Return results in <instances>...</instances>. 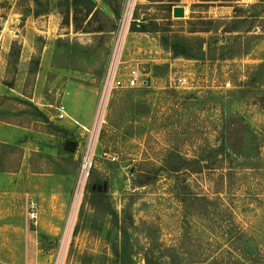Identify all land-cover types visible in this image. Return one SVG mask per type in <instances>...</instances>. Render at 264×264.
<instances>
[{
	"label": "rangeland",
	"instance_id": "rangeland-1",
	"mask_svg": "<svg viewBox=\"0 0 264 264\" xmlns=\"http://www.w3.org/2000/svg\"><path fill=\"white\" fill-rule=\"evenodd\" d=\"M135 2L117 32L128 0H0V117L26 132L0 150L22 166L0 172V264H264V0ZM199 20L221 21L198 34L216 50L174 58Z\"/></svg>",
	"mask_w": 264,
	"mask_h": 264
},
{
	"label": "built area",
	"instance_id": "built-area-1",
	"mask_svg": "<svg viewBox=\"0 0 264 264\" xmlns=\"http://www.w3.org/2000/svg\"><path fill=\"white\" fill-rule=\"evenodd\" d=\"M135 0H128V5L123 8V17L119 21V25H117L116 31H122L128 23V18L132 13L133 6L135 5ZM117 71L116 69L110 70L107 79H106V91L110 92L112 89L121 85V81L116 79ZM126 80L124 82V86L126 88H137L147 85V81L145 80L144 73L138 68H132L127 72ZM146 82V85H143ZM229 83L225 84V87H229ZM104 104L105 97L101 96L98 104V110L96 112V117L94 122L89 127H82V130L87 133V136L94 138L99 128L105 123L104 119ZM56 119L57 120H65L68 118L67 112L63 106H59L56 108ZM77 147V146H76ZM93 143L90 141L86 143L82 149L80 154V166L78 170V185L79 188L84 184L86 176L88 174V169L90 166V160L92 155ZM114 160V158H113ZM27 217L30 220H35L37 215L34 211V207H31L29 212L27 213Z\"/></svg>",
	"mask_w": 264,
	"mask_h": 264
},
{
	"label": "trees",
	"instance_id": "trees-1",
	"mask_svg": "<svg viewBox=\"0 0 264 264\" xmlns=\"http://www.w3.org/2000/svg\"><path fill=\"white\" fill-rule=\"evenodd\" d=\"M234 19H239L238 15V10L236 8H234V15H233ZM235 20V21H236ZM220 20H199L197 22L198 25H200L201 29L200 30H193L190 31L189 33L192 34V36L188 37V38H183V40L185 41V45H178V44H174L172 49H171V53L173 55L174 58H182V59H186V60H197V59H203L206 58L208 56V54H211L212 51L216 50L213 46V43H211V39H207L204 38L202 36H199L198 34H214L217 33V31L220 29L221 25L220 24ZM208 26V27H207ZM203 27V28H202ZM138 32H143L142 30H137ZM194 35V36H193ZM223 49V48H222ZM219 49V50H222ZM223 57H225V54H222L221 59H223ZM0 122L5 123V124H10V125H15V126H20V125H16L8 120H6L3 117H0ZM57 132H59L60 130H58L57 128H55ZM20 150L18 148H15V146H10L7 144H2L0 143V150ZM222 150V149H221ZM21 153V151H19ZM220 154L224 155L225 158H222L221 160V164L225 163L228 159L229 156L228 154H225L224 152H221ZM9 161H11V159H9L7 157V155H2L0 154V172H13L17 169V167L19 168L21 165V156L19 155V158L17 160L18 162V166H16L15 170L11 169V168H6L5 165H7V163H10ZM244 165H248L249 167L251 166V164H244ZM145 261L147 262L146 258ZM215 260H207L204 261L202 264H215Z\"/></svg>",
	"mask_w": 264,
	"mask_h": 264
},
{
	"label": "crops",
	"instance_id": "crops-1",
	"mask_svg": "<svg viewBox=\"0 0 264 264\" xmlns=\"http://www.w3.org/2000/svg\"><path fill=\"white\" fill-rule=\"evenodd\" d=\"M6 126L4 127H0V142L4 143V144H16L17 142H19V140H21V138H23L25 136V131L23 128L20 127H16L14 125H10V124H4ZM7 127V128H6ZM23 129V130H22ZM24 131V132H23ZM20 167H22L20 165ZM15 171L13 172H3V173H11L12 175ZM63 221V217H62V213L59 215L58 217L55 216V213H53L52 217L49 218V226L50 228L43 230L42 234L45 236H56L59 230V226ZM44 228V227H42Z\"/></svg>",
	"mask_w": 264,
	"mask_h": 264
},
{
	"label": "water",
	"instance_id": "water-1",
	"mask_svg": "<svg viewBox=\"0 0 264 264\" xmlns=\"http://www.w3.org/2000/svg\"><path fill=\"white\" fill-rule=\"evenodd\" d=\"M185 15L184 8L182 7H174L172 10V16L176 19L183 18ZM146 85V82L143 84ZM77 146V143L74 141H66L64 144V150L67 152L73 153L75 151V148Z\"/></svg>",
	"mask_w": 264,
	"mask_h": 264
}]
</instances>
